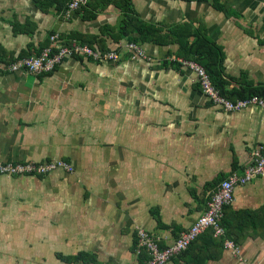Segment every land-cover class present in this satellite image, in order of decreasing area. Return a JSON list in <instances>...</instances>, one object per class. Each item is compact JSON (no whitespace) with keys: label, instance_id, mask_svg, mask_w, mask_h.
Masks as SVG:
<instances>
[{"label":"crops","instance_id":"obj_1","mask_svg":"<svg viewBox=\"0 0 264 264\" xmlns=\"http://www.w3.org/2000/svg\"><path fill=\"white\" fill-rule=\"evenodd\" d=\"M219 1L237 16L215 9L212 0H131L147 23L203 26L224 52V72L233 79L227 89L245 80L264 85V0ZM120 19L113 5L84 20L78 10L42 12L34 0H0L6 57L30 56L49 46L53 34L66 42L77 33L102 37L108 49L124 46L119 61L65 57L49 74L0 71V160H64L73 169L0 175V249H12L4 264H83L60 258L79 253L99 264H141L137 229L171 243L263 141L259 108L225 111L201 92L192 71L170 65L177 44H139L148 62L132 57L126 39L100 34ZM22 195L18 206L13 200ZM263 203L264 176L235 187L234 210ZM235 246L237 252L224 249L206 264H264V236Z\"/></svg>","mask_w":264,"mask_h":264},{"label":"trees","instance_id":"obj_2","mask_svg":"<svg viewBox=\"0 0 264 264\" xmlns=\"http://www.w3.org/2000/svg\"><path fill=\"white\" fill-rule=\"evenodd\" d=\"M34 2L42 12H47L50 6H55L57 12H62L68 7L70 0H34ZM212 4L215 9L223 12L228 17L237 16L235 12L227 5L220 3L219 0H212ZM109 5H113L120 10L121 19L116 27L105 26L101 28V35L109 33L115 42L126 39L127 42L135 44H177V57L193 60L200 64L221 96L231 101L252 95L264 98V85L253 86L246 80L243 81L244 86H240V88L227 89L233 79L227 77L224 72V52L219 45L207 37L203 26L199 25L197 29H192L189 24H175L164 29L161 26L147 23L135 12L131 0H90L86 6L78 9V11L82 12L84 20H92L96 18L98 9H104ZM191 38L192 40L189 42ZM65 40H77L89 47L96 45L103 52L109 50L105 40L99 36L71 33L70 38ZM42 49L43 46L36 50L34 54H38ZM6 55L5 51L0 50L1 61H14L15 58L12 55H8L9 57H6ZM22 56H26V53H22ZM170 65L173 68L179 67L177 62ZM155 217L159 224L158 216ZM220 225L225 231L222 237H214L213 232L207 230L198 236L185 251L174 257V261L178 264H206L208 261H217L222 256L226 240L235 245H241L248 237L264 236V203L255 210H234L231 205L225 206L222 210ZM142 255L144 259L141 264L147 258L144 252ZM60 258L67 262L82 261L83 264H99L93 256L84 253H79L74 257Z\"/></svg>","mask_w":264,"mask_h":264},{"label":"built area","instance_id":"obj_3","mask_svg":"<svg viewBox=\"0 0 264 264\" xmlns=\"http://www.w3.org/2000/svg\"><path fill=\"white\" fill-rule=\"evenodd\" d=\"M90 0H70L67 10L75 11L89 3ZM52 45L43 48L38 54L22 57L14 62L2 64L0 71L16 72L24 71L34 75L51 73L65 57H81L94 62H110L117 60L121 54L119 50L101 51L97 46L89 47L75 40L64 41L57 34L50 37ZM125 49L133 58H141L150 61L144 50L135 43H127ZM178 60V61H177ZM174 60L185 69L192 71L197 79L201 92L214 105L225 111H240L248 107H257L264 115V98L252 95L247 98L231 101L221 96L212 84L204 68L195 61L177 59ZM58 169L71 172L73 169L64 160H48L42 162H17L5 163L0 160V175L7 176H44ZM264 176V138L263 141L251 152L249 163L241 173L233 172L218 183L209 193L205 210L189 226L181 232L171 243L161 245L160 240L143 229H137V249L143 251L146 260L143 264H166L170 259L185 251L198 236L207 230L213 232L214 237H222L225 233L220 225L222 210L233 202L234 189L243 186L251 180ZM225 249L237 252L236 246L231 241L224 242Z\"/></svg>","mask_w":264,"mask_h":264},{"label":"rangeland","instance_id":"obj_4","mask_svg":"<svg viewBox=\"0 0 264 264\" xmlns=\"http://www.w3.org/2000/svg\"><path fill=\"white\" fill-rule=\"evenodd\" d=\"M118 24V23H117ZM117 24L115 25V26H113V27H116L117 26ZM54 35V34H53ZM52 36V35H51ZM50 36V37H51ZM75 41H77V40H75ZM78 43H80L79 41H77ZM127 43V42H126ZM129 43V42H128ZM131 43H133V42H131ZM52 45V42H51V44L49 45V46H51ZM124 45V44H123ZM137 45H139V44H137ZM49 46H47V47H49ZM94 46H96V45H94ZM44 48H46V47H44ZM110 50V49H109ZM112 50H119V51H121V54H120V56L122 55V53L124 54V46H122V47H120V48H117V49H112ZM33 55H36V54H31L30 56H33ZM119 56V57H120ZM27 57H29V56H27ZM119 57H118V59L117 60H114V61H119L120 59H123V57L122 58H120L119 59ZM79 58H81V57H79ZM18 59H20V58H15L14 59V61H16V60H18ZM177 59H180L179 57H176V58H173V59H171V61H174V60H177ZM181 59H183V58H181ZM185 60H189V59H185ZM14 61H12V62H14ZM178 61V60H177ZM176 61V62H177ZM193 61V60H192ZM0 62L2 63V64H7V63H9V62H3V61H1L0 60ZM175 62V61H174ZM175 62V63H176ZM19 71H21V70H19ZM54 71V70H53ZM52 71V72H53ZM17 72V71H16ZM18 179L19 177H14V179ZM23 178H25V177H23ZM7 190V189H6ZM5 191V190H4ZM18 206L19 205H24V199H23V195L22 196H20V197H18V199L15 201V200H13ZM8 202H10V201H8ZM21 211H24V210H21ZM2 218V220H5L6 219V217L5 216H2L1 217ZM18 218V217H17ZM22 219H23V217H22ZM16 239V238H15ZM1 240H4V239H1ZM0 240V241H1ZM18 240V239H17ZM12 251V249H8V248H6V249H4V248H1L0 249V259L2 260V263L1 264H4L3 262L4 261H7V260H10V254L8 253V252H11Z\"/></svg>","mask_w":264,"mask_h":264}]
</instances>
